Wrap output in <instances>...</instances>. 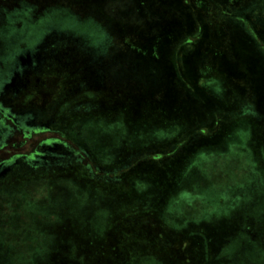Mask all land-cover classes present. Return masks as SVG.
Returning <instances> with one entry per match:
<instances>
[{"label":"rangeland","instance_id":"obj_1","mask_svg":"<svg viewBox=\"0 0 264 264\" xmlns=\"http://www.w3.org/2000/svg\"><path fill=\"white\" fill-rule=\"evenodd\" d=\"M125 6L123 27L117 9ZM15 11L69 14L93 25L99 48L92 55L83 44L57 47L39 84L15 100L16 109L48 112L63 143L51 150L66 159L61 166L16 165L0 179V264H264V117L249 113L232 85L203 68L199 83L220 97L231 96L243 105L245 117L223 137L206 139L221 144L217 151L173 160L160 171L148 153L154 155L185 122L156 109L147 96L137 99L140 87L127 85L133 80L115 69L125 59L130 74V67L137 75L143 63L145 73L152 71L166 46H176L179 38L195 41L196 18L206 25L202 41L207 38L212 50H221L223 62L235 70L228 36L219 31L210 5L205 0H0V22ZM215 57L200 59L206 64ZM184 58L193 63V55ZM161 89L158 85L155 93L162 106ZM255 126L261 131H253ZM78 146L89 153L92 169L70 162ZM245 226L254 231L246 238L239 234Z\"/></svg>","mask_w":264,"mask_h":264},{"label":"trees","instance_id":"obj_2","mask_svg":"<svg viewBox=\"0 0 264 264\" xmlns=\"http://www.w3.org/2000/svg\"><path fill=\"white\" fill-rule=\"evenodd\" d=\"M205 1L214 11L215 21L220 25L219 31L221 28V31L228 36V52L232 57L231 64L235 70L223 62L224 56L221 50L219 52L212 50L207 45H210L207 38L202 41L207 36L204 32L206 25L204 21H200L199 24V20L196 21V18L194 19V26H198V35L195 41H184L179 38L176 46H166L165 52H162L158 57L159 65L151 69L152 71L149 70L148 73H145L146 66L143 63V65L138 66L137 75L134 72V66L130 67L133 70V73L130 74L124 69L123 64L127 62L125 59L122 60V68L119 66L115 68L123 69V73L133 80L132 84L127 83V85H132L133 88L135 86L140 87V90L135 92L137 99L143 100L147 96L149 104L157 107L156 109L163 107L166 113L169 111L176 113L177 119H183L186 123L165 145L157 147V152L154 155L148 153L160 171L172 164L170 162L173 160L180 161L182 158H190L191 156L195 158L205 150L206 153L217 151L213 149L220 147L221 144L212 145L206 143V139L213 134L216 138L223 137L229 129L245 117L244 110H242L243 105L231 101V96L230 100L223 97V94L220 97L199 83L203 68L208 66L210 71L207 75L216 78L218 81L222 79L226 85L227 82L232 85L234 88L231 91L234 94H240V98L247 106L246 110L249 113H257L264 117V47L261 45V41L264 42V0ZM236 5L239 6L236 7ZM125 8L126 6L117 9L120 26H123L120 14ZM147 9L148 7L144 12ZM111 37L113 38V36ZM216 47L214 46L213 49ZM126 50L128 51V48ZM180 54L181 56H179ZM205 54L217 55L218 58L215 57L211 62L203 64L200 57L205 56ZM192 55L193 63L184 58ZM236 76L237 78H235ZM166 84L168 88H165ZM158 85L160 89L162 88L161 94H166L164 100L161 101L162 106L156 100L158 96L155 90ZM172 86L176 87V92ZM128 87L125 88L127 92ZM252 129L256 132L258 128L255 126ZM258 133L256 136L259 138ZM72 153L73 156L69 157L70 162H85L86 166L91 165L92 169V164L86 160L89 153L82 146L74 148ZM65 159L66 156L63 154L62 161L54 165L65 164V162L63 163ZM249 231L254 232L249 226L241 227L239 234L246 238Z\"/></svg>","mask_w":264,"mask_h":264},{"label":"flooded vegetation","instance_id":"obj_3","mask_svg":"<svg viewBox=\"0 0 264 264\" xmlns=\"http://www.w3.org/2000/svg\"><path fill=\"white\" fill-rule=\"evenodd\" d=\"M66 14H29L15 11L0 22V179L16 165L45 167L62 161L61 152L52 151L60 143V133L51 127L45 109H16L17 97L39 84L41 75L51 68L50 54L66 44H83L98 54L97 33L93 25L79 23ZM24 53L16 60L18 53ZM58 53V52H57ZM63 143H60L62 146Z\"/></svg>","mask_w":264,"mask_h":264},{"label":"water","instance_id":"obj_4","mask_svg":"<svg viewBox=\"0 0 264 264\" xmlns=\"http://www.w3.org/2000/svg\"><path fill=\"white\" fill-rule=\"evenodd\" d=\"M66 16V18L71 22L72 20L70 19L72 16H70L69 14H66L65 15ZM21 56H24V53H22V52H20V53H18V55L16 56L17 58H16V60H19L20 58H21ZM20 57V58H19Z\"/></svg>","mask_w":264,"mask_h":264}]
</instances>
